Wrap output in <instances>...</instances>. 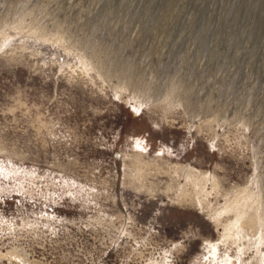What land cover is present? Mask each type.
I'll list each match as a JSON object with an SVG mask.
<instances>
[{
  "label": "rangeland",
  "instance_id": "obj_1",
  "mask_svg": "<svg viewBox=\"0 0 264 264\" xmlns=\"http://www.w3.org/2000/svg\"><path fill=\"white\" fill-rule=\"evenodd\" d=\"M0 264H264V0H0Z\"/></svg>",
  "mask_w": 264,
  "mask_h": 264
}]
</instances>
